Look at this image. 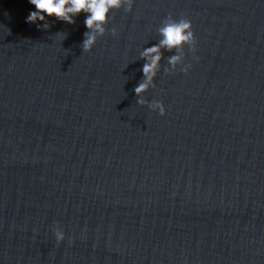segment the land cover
<instances>
[{
    "label": "water",
    "instance_id": "obj_1",
    "mask_svg": "<svg viewBox=\"0 0 264 264\" xmlns=\"http://www.w3.org/2000/svg\"><path fill=\"white\" fill-rule=\"evenodd\" d=\"M29 11L0 0V264H264V0H133L88 53L84 14ZM169 15L195 52L161 117L132 89Z\"/></svg>",
    "mask_w": 264,
    "mask_h": 264
},
{
    "label": "clouds",
    "instance_id": "obj_2",
    "mask_svg": "<svg viewBox=\"0 0 264 264\" xmlns=\"http://www.w3.org/2000/svg\"><path fill=\"white\" fill-rule=\"evenodd\" d=\"M27 2L34 11H29L25 23L35 25L37 30L49 29L48 18L72 25L75 17L84 14L85 32L80 44L84 53L90 52L97 39L105 35V25L111 13L121 9L129 13L133 7V0H27ZM156 33L159 37L158 41L139 52V59L143 61L140 69L142 79L132 91L138 106L147 107L149 111L156 112L162 117L167 111L164 104L158 100L146 102L143 98L144 94L154 87V80L161 72L160 62L164 59L163 52L174 53L167 57V67L163 69L165 75L175 72L178 66L181 74H187L190 71L191 64L184 63V48L186 46L189 52L194 53L195 38L188 19L184 17L173 19L171 15L161 21ZM109 34L115 37L116 30L114 28L109 30ZM194 59L198 58L194 57ZM51 231L57 246L64 243L65 234L59 225L54 224Z\"/></svg>",
    "mask_w": 264,
    "mask_h": 264
}]
</instances>
